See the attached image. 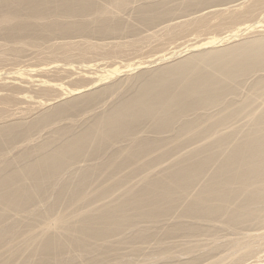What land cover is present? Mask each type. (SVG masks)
Listing matches in <instances>:
<instances>
[{"label":"bare ground","instance_id":"bare-ground-1","mask_svg":"<svg viewBox=\"0 0 264 264\" xmlns=\"http://www.w3.org/2000/svg\"><path fill=\"white\" fill-rule=\"evenodd\" d=\"M0 264H264V0H0Z\"/></svg>","mask_w":264,"mask_h":264}]
</instances>
